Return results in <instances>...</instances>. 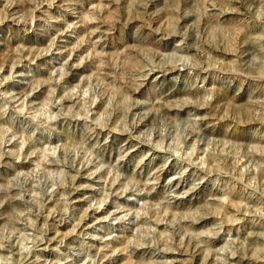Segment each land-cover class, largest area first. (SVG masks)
Here are the masks:
<instances>
[{"label": "rangeland", "instance_id": "374dc122", "mask_svg": "<svg viewBox=\"0 0 264 264\" xmlns=\"http://www.w3.org/2000/svg\"><path fill=\"white\" fill-rule=\"evenodd\" d=\"M0 264H264V0H0Z\"/></svg>", "mask_w": 264, "mask_h": 264}]
</instances>
